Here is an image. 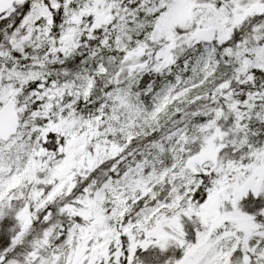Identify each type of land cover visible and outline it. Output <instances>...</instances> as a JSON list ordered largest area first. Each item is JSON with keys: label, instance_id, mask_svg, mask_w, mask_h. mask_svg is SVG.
Listing matches in <instances>:
<instances>
[{"label": "snow or ice", "instance_id": "6c2138e0", "mask_svg": "<svg viewBox=\"0 0 264 264\" xmlns=\"http://www.w3.org/2000/svg\"><path fill=\"white\" fill-rule=\"evenodd\" d=\"M0 264H264V0H0Z\"/></svg>", "mask_w": 264, "mask_h": 264}]
</instances>
